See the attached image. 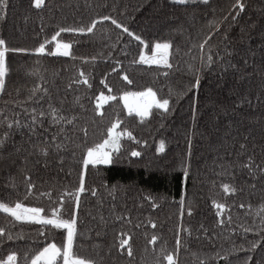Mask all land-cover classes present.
<instances>
[{"label": "trees", "instance_id": "obj_1", "mask_svg": "<svg viewBox=\"0 0 264 264\" xmlns=\"http://www.w3.org/2000/svg\"><path fill=\"white\" fill-rule=\"evenodd\" d=\"M241 3L243 11L236 0H45L36 9L8 0L0 202L75 219L73 255L94 264H167V254L177 264H264V172L242 167L249 157L264 166V0ZM93 21L91 33L56 36ZM165 42L171 67L140 62ZM65 43L69 55L57 52ZM148 88L169 99V111L129 115L121 97ZM101 94L115 99L97 109ZM117 121L132 138L120 135L109 163L85 167L88 148ZM0 227L14 237H0V259L16 253V264H31L53 243L63 253L64 228L3 212Z\"/></svg>", "mask_w": 264, "mask_h": 264}, {"label": "snow or ice", "instance_id": "obj_2", "mask_svg": "<svg viewBox=\"0 0 264 264\" xmlns=\"http://www.w3.org/2000/svg\"><path fill=\"white\" fill-rule=\"evenodd\" d=\"M175 3H179V4H185L188 2V0H174ZM204 3H207V0H203ZM33 6L36 9H41L43 7H45V0H34V4ZM8 7V0H0V14L4 13V10L7 9ZM234 7H238L240 11H243L244 9V5L243 3H241V0H236V4L234 5ZM0 18H2V15H0ZM102 19L107 20L110 19V17H103ZM113 24L116 25L117 28L122 27V25H120L119 23H117L116 20H112L111 21ZM96 21H93L91 23V25L89 27L85 28H79V29H75V28H60L59 31L56 33V36H59L61 32H69V31H79V32H89L91 33L93 31V29L96 26ZM124 32H127L129 35H132V33L129 32V30L124 27L123 28ZM56 36H53V40L56 39ZM137 40H140V37H136ZM141 43H143V41H141ZM5 45V41L3 39H0V49H3V46ZM58 48L62 47L65 51L62 53L63 55H69V49L71 47L70 44H58L57 45ZM171 48V44L170 43H156L155 44V49L158 52H162L164 55L162 56V61L164 63L165 66L167 67H171L170 64H168L167 61V53L168 50ZM15 51H24L22 49H16ZM37 54H43L44 53V45H40L39 48H37L36 50ZM4 56H5V51L4 50H0V90L3 89L4 87V83H3V76L5 73V65H4ZM140 62L141 63H147L148 61L146 60V58L141 55L140 57ZM81 76H83V73L80 74ZM123 79L125 81H127L129 84L132 83L131 80L128 79L127 75H125L123 77ZM80 81H77V83H79ZM83 83L87 84L88 81L87 79L83 80ZM200 83L199 77L196 78V82L195 85H193L194 87H198ZM107 87V85H105ZM46 91V90H45ZM109 91H111V89H109ZM133 97V98H140V99H144L145 103L140 105H129L128 101H129V97ZM99 100L102 101H107L109 99H115V97H105L103 94L100 95V97L98 98ZM121 99L124 100L125 102V107L128 108V113L129 115H131L134 111L136 113V115L140 116L142 119L144 117H146L149 112L150 109L152 107H155L157 109H161L163 110V112H168L169 111V99L166 98H161V99H157V94L156 92H154L151 88H148L146 91L143 92H139V93H125L123 97H121ZM101 107V105L98 103L97 104V109H99ZM51 108V106H50ZM35 111V109L33 110ZM51 113L52 115L55 117L56 113H57V109L55 108H51ZM45 113L41 112L39 113L40 116H43ZM59 119H64V117H59ZM33 122H36V117H33ZM68 123H72V120H68ZM119 121H117L116 123H113L112 126L107 130V134H108V138L103 140L102 143L96 144L94 147H90L87 150V158L84 159L83 163L85 165V167L89 164H102V163H109L111 161V151H116L118 150V141L120 138V135H126L129 138H132V134L131 132H123L120 134L116 133V129L119 126ZM8 127L11 128L12 125L8 124ZM7 136V133H5V137ZM55 139V138H53ZM5 144V139L4 138H0V147H3ZM60 145H57V148H59ZM246 145H241V148H245ZM159 151L163 152L164 151V144L163 142H161L160 147H159ZM41 152L44 155H47V152L45 151V149H41ZM132 156H139L140 153L137 151H133L131 153ZM242 167L249 169L250 173L254 174L253 169L254 168H259L261 172H264V166L262 165H255L254 161L252 160L251 157L248 158V161L245 162ZM34 186L29 184V191L28 194H31V190ZM223 188L225 190V192H228L229 189V185H223ZM80 192L84 191L83 188V181H81V187L79 189ZM231 191H235V189H231ZM93 195H95V193H93ZM77 202H78V197H77ZM181 203L183 204V201H181ZM215 207H217L218 209H222L224 206L221 204H216ZM241 207H243V205H241ZM0 212H3L11 217H13L16 221H23V222H30V223H38L41 225H52L55 228H64L67 230V238H66V243L63 247V264H94L93 261H85L84 259H80V258H75L73 255V240H74V236H75V224H76V220L72 219L71 221H66V220H62L60 219L57 214L56 211H53V218H42L41 217V212L42 210L39 208H27L24 207L22 203L20 202H16L14 204V206H9L8 203L5 202H0ZM189 215H191V210L189 209ZM153 227H155V225H153ZM247 231V229H246ZM191 234V233H189ZM0 237H6L7 240H13L14 237L10 234L6 232V229L3 227H0ZM156 237L153 236L151 242L155 243L156 242ZM180 241L179 239L177 240V245L179 246ZM128 245L126 251H127V255L128 256H132V250L131 247L129 245V240L128 239H121L120 240V245L119 247L121 249H124L125 246ZM256 245H253V249H255ZM61 256V249L58 248L56 246L55 243L50 244L48 247H45L43 249L42 252L39 253V255H37L34 259H32L31 264H40V261H43V264H56V260L57 257ZM165 259L167 260V264H177V259L175 258V256L173 254H167L165 256ZM249 260L251 259V257L248 258ZM17 261V255L16 253H11L9 254L6 259H0V264H16Z\"/></svg>", "mask_w": 264, "mask_h": 264}, {"label": "rangeland", "instance_id": "obj_3", "mask_svg": "<svg viewBox=\"0 0 264 264\" xmlns=\"http://www.w3.org/2000/svg\"><path fill=\"white\" fill-rule=\"evenodd\" d=\"M65 50L62 48V47H60V48H58L57 47V52L58 53H60V54H62L63 52H64ZM69 51V50H68ZM164 54L162 53V52H158L156 49L154 50V52L152 53V54H149V55H143L145 58H146V60L148 61L147 63H144V64H150V65H160V66H165L164 65V63H163V61H162V56H163ZM167 61H168V53H167ZM168 64H169V62H168ZM137 93H139V92H137ZM124 96V95H123ZM122 96V97H123ZM105 97H107V96H105ZM108 101V100H107ZM107 101H102V100H99V104L100 105H103L105 102H107ZM124 101V100H123ZM125 103V102H124ZM128 103H129V105H133V106H135V105H138V104H140V105H142V104H144L145 103V100L144 99H140V98H133V97H129V101H128ZM135 112V111H134ZM116 133L117 134H120V132H118L117 131V129H116ZM119 143H120V138H119V141H118V145H119ZM111 151V157H112V150H110ZM28 208V207H27ZM41 217L42 218H44L43 216H42V214H41ZM49 246V245H48ZM47 246V247H48ZM42 252V251H41ZM39 255V254H38ZM40 264H43V261H40ZM56 264H63V253L61 252V256H59V257H57V260H56Z\"/></svg>", "mask_w": 264, "mask_h": 264}]
</instances>
